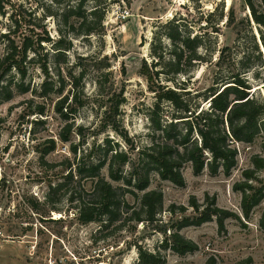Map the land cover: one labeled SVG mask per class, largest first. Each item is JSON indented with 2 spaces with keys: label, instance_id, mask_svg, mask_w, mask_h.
Returning <instances> with one entry per match:
<instances>
[{
  "label": "rangeland",
  "instance_id": "rangeland-1",
  "mask_svg": "<svg viewBox=\"0 0 264 264\" xmlns=\"http://www.w3.org/2000/svg\"><path fill=\"white\" fill-rule=\"evenodd\" d=\"M68 2L0 0V57L8 43L3 34L17 31L8 36L20 44L23 36L33 34L30 24L44 26L45 32H37L51 39L42 45L53 83L52 93L43 97L39 88L45 76L39 65L27 61L23 83L28 92H15L10 101L0 103V264H138L140 251H158L163 264H207L210 259L215 264H264V198L245 219L241 193L234 190V185L244 180L243 172L254 168L251 158L264 159L262 137L251 145H236L237 164L229 176L222 171L211 175L207 169L196 176L187 163L182 169L185 184L180 187L152 174L149 190L163 194V207L154 224L127 220L140 208L130 197V207L119 221L108 223L103 217V222L82 224L77 203L69 201L70 192L91 202L92 181L82 179L79 188L80 178L75 177L71 185L58 188L69 173L67 160L72 164L98 160L101 152L95 149L99 145L127 152L134 160L136 152L149 144L148 113L155 99L140 69L143 61L151 64L154 60L153 41L157 46L161 42L166 60L171 58L173 46L163 37L162 29L170 20L181 25L183 35L201 42L197 50L200 61L189 65L187 77L178 78L186 83L192 103L207 109L209 100L204 102L203 95L213 87L222 90L224 83L239 76L250 87V95L264 104L263 29L244 0H106L102 30L88 36H75L69 23L64 25L63 14L76 6V2ZM97 5L89 1L85 10L90 12ZM256 5L264 12V1L256 0ZM119 9L128 11L129 17L123 19ZM74 19L71 17L70 23ZM62 35L71 48L58 57L53 46ZM32 56L29 53V58ZM59 66L61 93H57ZM18 76L15 73L16 80ZM168 76L172 75L165 74L161 80L174 87L166 81ZM72 77H80V81L76 83ZM64 97L68 103L76 100L80 104L67 122L56 111L57 101ZM117 97L123 102L112 127L106 124L104 112ZM166 108L171 107L167 104ZM66 124L71 132L63 142ZM51 142L55 147L45 154ZM129 170V166L124 168L126 173ZM102 175L114 186L121 185L110 179L107 168ZM256 176L261 183L255 186L264 185V169ZM206 195L215 197L217 206L236 218L225 221L223 232L215 220L198 227H180L184 216L197 215L189 207L190 198L203 204ZM181 207L186 209L184 215ZM176 232L192 241L197 250L180 255L163 249L162 242L168 239L170 243Z\"/></svg>",
  "mask_w": 264,
  "mask_h": 264
},
{
  "label": "trees",
  "instance_id": "trees-1",
  "mask_svg": "<svg viewBox=\"0 0 264 264\" xmlns=\"http://www.w3.org/2000/svg\"><path fill=\"white\" fill-rule=\"evenodd\" d=\"M68 1V4L76 2L75 7H68V11L63 14L64 25L69 23L70 33L75 36H88L102 30L101 21L107 6L106 0ZM89 1H94L98 5L87 12L85 5ZM244 4L251 11L254 21L263 29L260 40L264 46V12L258 10L256 0H244ZM102 5L104 6L101 7ZM71 17L75 18L72 23H70ZM30 25L34 26L33 34L23 36L20 44L8 36L16 35L17 31L2 35L8 43L6 52L0 57V103L10 101L15 92L21 94L28 92V88L23 83L27 76L25 64L27 61L39 65L45 76L39 88L40 94L46 97L53 91V83L49 81V70L45 61L47 52H43L42 45L51 42V39L37 32H45L44 26ZM162 29H164L163 37L173 46L171 58L166 60L165 48L159 41V34H156L160 45L157 46L154 41L151 43L154 60L151 64L143 61L140 69V75L145 79L148 90L154 94L155 99L148 113L151 135L149 144L136 152L134 160L127 152L107 149L108 147L99 145L95 149L101 152L98 160L89 163L78 161L74 164L66 161L69 173L65 176V183L58 185L59 189L65 184L71 185L75 177L80 178L77 183L79 188H82L80 185L82 179H89L93 184L91 194L94 200L91 202L85 201L80 195L76 196L75 192L74 194L70 192L69 201L77 203L78 220L82 224L103 222V217L108 223L119 221L121 214L130 207L128 197L135 199L140 208L131 212L127 220L154 224L157 222L156 215L163 207V194L160 190H149L152 174L155 173L161 181L183 187L185 183L182 169L187 163L191 165L196 176L205 169L211 175H217L222 171L225 176H229L237 164V144L251 145L262 137L264 148V104L250 95V87L245 81L239 76H234L230 82L224 83L225 87L222 90L211 88L207 95L206 93L203 95L204 102L209 100L207 109H203L200 104L192 103L188 98L191 92L185 88L186 83L178 82V78L187 77L190 72L189 65L200 61L197 50L201 42L198 38L183 35L181 25L174 19L162 26ZM53 47L57 51L56 55L61 57L65 55L64 51L70 50L71 42L62 35ZM29 53H33L34 56L29 58ZM41 55L44 59L40 60ZM58 63L60 65L65 62L63 60ZM60 70L61 67H57L59 84L57 93L63 90ZM15 73L19 75L17 80ZM165 74L172 75L168 76L166 81L172 83L174 87L166 85L161 80ZM72 79L76 83L80 81V77H72ZM117 98L119 100L115 104L112 102L104 112L106 124L112 127H115L118 107L123 102L119 97ZM67 100L68 98L64 97L56 103V111L65 122L80 105L76 100L70 103ZM167 104L171 108H166ZM38 114L42 115L43 110H38ZM64 132L66 134H61V141L67 142L71 132L69 124L65 125ZM51 143L52 147L45 154L54 149V142ZM73 152L76 153L75 148ZM251 163L254 168L244 171V180L234 185V190L241 193V209L245 219L249 218L252 209L264 198V185L255 186V183H261L256 173L264 169V159L253 156ZM126 166L130 169L127 173L124 171ZM105 168L110 179L121 185L114 186L105 179L102 175ZM189 207L197 215L192 218L184 216L180 227H198L215 220L219 231L223 232L225 221L231 217L236 218L232 212L219 208L215 197L209 195H206L203 204H199L194 197L190 198ZM180 210L181 215L186 213L185 208L181 207ZM170 213H175V210L170 209ZM261 226L264 228V213ZM171 239L170 243L168 239L162 242L161 247L165 250L170 248L180 255L197 250V246L192 241L186 240L177 232L171 236ZM163 263L158 251L139 252L138 264ZM207 264H215V261L210 259Z\"/></svg>",
  "mask_w": 264,
  "mask_h": 264
},
{
  "label": "built area",
  "instance_id": "built-area-1",
  "mask_svg": "<svg viewBox=\"0 0 264 264\" xmlns=\"http://www.w3.org/2000/svg\"><path fill=\"white\" fill-rule=\"evenodd\" d=\"M119 12H121V17H122L123 19L129 17V13H128V11H122L121 9H119Z\"/></svg>",
  "mask_w": 264,
  "mask_h": 264
}]
</instances>
